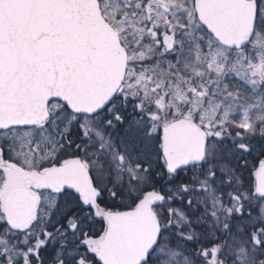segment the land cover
I'll use <instances>...</instances> for the list:
<instances>
[{"label": "snow or ice", "instance_id": "1", "mask_svg": "<svg viewBox=\"0 0 264 264\" xmlns=\"http://www.w3.org/2000/svg\"><path fill=\"white\" fill-rule=\"evenodd\" d=\"M0 264H264V0H0Z\"/></svg>", "mask_w": 264, "mask_h": 264}]
</instances>
